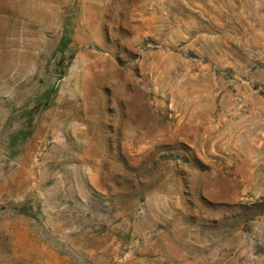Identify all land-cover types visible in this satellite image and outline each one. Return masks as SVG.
Here are the masks:
<instances>
[{
	"label": "rangeland",
	"instance_id": "obj_1",
	"mask_svg": "<svg viewBox=\"0 0 264 264\" xmlns=\"http://www.w3.org/2000/svg\"><path fill=\"white\" fill-rule=\"evenodd\" d=\"M0 264H264V0H0Z\"/></svg>",
	"mask_w": 264,
	"mask_h": 264
}]
</instances>
